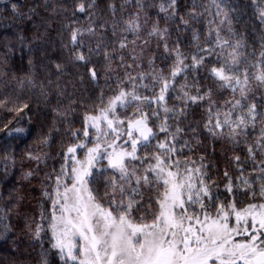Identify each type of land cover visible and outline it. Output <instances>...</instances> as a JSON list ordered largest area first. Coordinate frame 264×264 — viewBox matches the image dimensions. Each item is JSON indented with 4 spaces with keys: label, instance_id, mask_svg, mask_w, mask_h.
I'll return each instance as SVG.
<instances>
[{
    "label": "snow or ice",
    "instance_id": "obj_1",
    "mask_svg": "<svg viewBox=\"0 0 264 264\" xmlns=\"http://www.w3.org/2000/svg\"><path fill=\"white\" fill-rule=\"evenodd\" d=\"M71 3L72 16L63 26L68 33L64 47L74 66L87 68L82 82H98L101 71L91 57L102 56L107 92L101 89L88 106L57 84L55 95L68 103L57 99L52 106L51 89L45 91L41 84L50 119L19 95L0 93V159L5 174L14 167L17 154L37 166L24 173L25 180L39 174V165L47 167L49 159L59 163L41 180L49 207L42 208L39 222L33 219L25 225L31 238L41 242L36 264H53L50 256L60 264H264V159L254 163L257 174L247 178L240 156H234L238 183L225 170L229 196L221 199L213 191L217 185L208 175L207 156L200 152L211 138L244 144L254 162L257 153L264 157V0H250L261 25L258 54L246 30L237 27L241 23L234 15L237 8L225 0H192L183 11L180 0L159 4L136 0V11L120 19L115 5L108 4L112 36L119 31L131 34V40L127 35L104 38L109 20L96 17L95 0ZM0 5V24L10 21L13 27L24 18L49 20L40 9H51L52 14L57 8L68 10L67 0L56 4L34 0L26 10L18 0H0ZM150 8L163 14L151 23ZM77 14H87L86 26H74L79 23ZM205 16L212 19L207 20L201 42L202 33L195 25ZM168 25H175L177 33L191 32L188 47L179 36L171 41ZM98 30L103 34L85 53L84 37H96ZM141 33L155 38L156 51L149 49L150 39L137 43ZM41 35L39 27L32 40L18 33L0 35L5 76L17 51L12 41L20 44L21 52L27 46L31 66L32 45ZM55 68L57 78L65 73L63 63ZM25 80L36 86L31 75L17 83L23 87ZM193 108L203 110L201 121H188ZM29 138L31 144L25 143ZM58 139L59 151H46ZM240 186L249 197L246 202L236 199L234 188ZM8 196L0 209V235L10 231L6 221L23 199L11 192ZM42 234L49 235L47 251Z\"/></svg>",
    "mask_w": 264,
    "mask_h": 264
},
{
    "label": "trees",
    "instance_id": "obj_2",
    "mask_svg": "<svg viewBox=\"0 0 264 264\" xmlns=\"http://www.w3.org/2000/svg\"><path fill=\"white\" fill-rule=\"evenodd\" d=\"M21 5H25V10L30 7L34 0H18ZM64 3L65 0H40V3ZM98 5L95 11L96 17H100L104 20H109V27L107 34L105 35L106 40H115L121 35H127L131 40L134 37L128 33L117 32V37H113L111 34V23L110 17L111 13L107 9L108 4H114L116 7V18L121 17L127 18L130 13L136 11L134 5L136 0H95ZM145 3H153V0H143ZM156 4H159L161 0H154ZM197 2L209 3L210 0H197ZM225 2L232 7H236L237 11L234 15L241 18V23L237 25L242 31L246 30L247 39L250 45H255L257 54L259 52L260 46V32L261 25L259 23L258 15L256 9L251 5L250 0H225ZM192 0H180L181 10L183 11L186 5H190ZM124 5L122 8L121 6ZM2 8V5H0ZM68 10L64 12L60 8L56 9L57 14H52L51 9L44 11L40 9L42 16L50 17L46 22L40 21L39 17H34L33 20H28L24 18L16 23L13 27L10 21H5L0 24V35L5 33H18L26 37L28 40H32L36 34V29L39 27L41 32V39L36 40L32 45L34 51L32 57L34 60L33 65L28 64L29 53L27 52V46L24 48L23 52L20 51V44L16 41H12L16 44L17 51L11 58V62L8 65V75L3 74L4 64L0 62V93H12L13 95H19L22 99L28 101L34 110L39 111L42 117H47L50 119L51 113L49 108L45 107V101L41 95L40 85L45 86V91L51 89L48 92L49 99L52 101V106H55L57 99L63 100L65 104L68 103V99L65 97H57L55 92L57 91L56 85L60 84L61 87L67 89L68 94L71 98L77 99L78 101H84L88 106H91L95 100V94L99 93L101 89L107 92V87L105 86V80L103 78L102 68L100 65L103 63L102 56L98 57L93 55L91 57L92 62L96 63L98 70L101 71V78L96 84H91L87 79L81 81V76H86L87 68L85 66L76 67L71 61L68 55V48L64 47L67 43L68 33L64 29V25L69 23L68 17L72 16V3L71 0H67ZM214 11V9H213ZM148 12L152 16V21L155 22L157 15L162 16L163 14L158 13L157 8H150ZM79 23L74 26H86L88 23L87 14H77L75 17ZM212 19L211 16H205L200 18V22L195 25L196 29L201 31V42L204 40L208 24L207 20ZM99 22V21H98ZM143 23V21H141ZM43 23L44 26L40 27ZM160 26L164 27L163 19H160ZM171 31V41H175L177 37H180L181 43L188 47L189 41L191 39V32H179L175 31V25H168ZM150 27V24H149ZM104 30H98L96 37H84V51L87 53L88 47L95 48L96 40L100 39ZM143 39H150V44L148 45L150 50L156 51V40L155 38H147L144 33H141V40H137V43H141ZM131 46V45H130ZM162 53L163 49L158 50ZM248 51H252L249 47ZM45 52L46 55H41ZM159 62V59L158 61ZM56 63H63L65 65V73L59 78L55 75ZM31 75L36 81V86L33 87L28 85L26 80L24 86L21 87L17 83L18 79L24 78ZM205 74L201 71L200 76L203 77ZM51 79L52 83L49 84L48 80ZM204 82L203 80L201 81ZM13 90H15L13 92ZM227 95V94H226ZM175 101H170L173 103ZM192 115L188 117V121L192 122L193 119L199 122L203 118V110L199 108H193L190 110ZM77 126L79 124L77 123ZM186 126V125H184ZM200 132L202 136L206 137L207 133L204 132L202 125L200 126ZM191 135V133H189ZM255 139L254 135L249 137V142H253ZM25 143L31 144V138L25 141ZM23 148V144L20 146ZM35 147V145H33ZM60 141L59 139L55 143V146L46 151L55 153L59 151ZM201 153L206 154L207 160L206 164L209 168L208 175L216 182L217 187L213 189L214 193L218 194L221 199L229 196L225 189V177L224 172L227 170L229 175L232 177L234 182L238 183V177L240 176L239 169L234 161L233 157L240 156V166L243 167V176L251 178V176L257 173L253 172L254 163H259L261 157L257 153L256 161L248 157L247 149L244 144L234 145L228 143L226 140H216L212 141L211 138L205 140V147L200 150ZM198 159V157H193ZM9 165L12 164L11 161L8 162ZM55 165L59 167L58 159H49L47 161V167L44 163L39 165L40 173L34 174L29 180L23 179L25 172L29 170H34L37 166L34 161L27 159H21L20 155L17 154L15 165L9 166L7 169V174H5L4 161L0 159V209L4 208L5 204L9 200L8 193L11 192L13 196L20 195L23 197L19 202L12 207L10 212V219L6 223L10 224V231L6 235H0V264H36L38 258V253L41 250V242L34 241L29 235L28 229L25 227L26 223H31L33 219L39 222L40 212L43 209L49 207V203L42 196V184L43 173L45 171H51L52 166ZM236 192V199L238 202H246L249 197L245 196L243 186L239 188H234ZM3 231V225L0 224V232ZM43 235V248L48 250L49 235ZM53 264H60L59 260L50 256Z\"/></svg>",
    "mask_w": 264,
    "mask_h": 264
}]
</instances>
